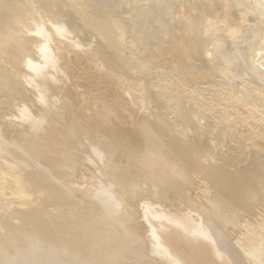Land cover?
<instances>
[{
    "label": "bare ground",
    "instance_id": "obj_1",
    "mask_svg": "<svg viewBox=\"0 0 264 264\" xmlns=\"http://www.w3.org/2000/svg\"><path fill=\"white\" fill-rule=\"evenodd\" d=\"M31 3L39 5L40 11L43 9L38 12L42 23L53 21L54 14L62 18V26L55 25V32L60 36L70 35L72 29L76 34L77 28L84 26L81 35L86 32V39L94 36V42L96 38L100 44V50H96L98 45L94 46L96 51L92 50L104 71L115 73V82L121 83L120 86L125 83L122 87L125 86L128 95L134 99L140 97L138 90L143 83L150 96L147 94L148 98H145L148 104L142 101L147 108L142 106L134 110L132 116L127 117L130 125H125L121 119L122 125L118 124L119 120L113 122L109 110L102 117L86 116L77 102L69 101L62 106L63 99L68 98L65 96L66 92L69 94L68 90L63 89L59 99L54 98L60 88L46 72V64L43 66V62V67L36 68L34 72L39 78L43 97H52L53 106H58L55 108L57 116L66 115L73 120L68 121L70 124L66 128L63 125L62 130H49L46 122L40 120L43 127L38 134L25 137V147L31 155L24 158L25 163L17 161L14 166L22 169L40 162L52 179L37 174L25 176L32 186H38L39 193L45 194L44 204L53 206V209L50 206L52 210L56 208L58 212L55 213L59 215L45 221L43 215L36 212L40 209L23 210L28 201H23L27 196L25 177L14 168L7 171L2 166L3 162L9 164L7 159H15L17 149L13 140L9 143L0 136V193L9 186L13 196L9 202L14 207L10 216L0 211V223L11 226V218L22 221L20 231L10 230V239L0 237V264H8L16 252L35 240L47 249L43 251L44 255L54 264H65L64 260L66 263L72 261L71 264H264V153L261 149L260 153L254 150L253 144L254 151L246 154L248 149L244 145L246 148L237 149V157L230 161L223 155L224 148L217 143L226 127L245 126L246 119L234 108L242 99L235 94L238 85L235 83L242 75L237 69L242 62L251 71L250 76L245 72L248 78L260 82L259 86L264 89V71L260 69L264 61H258L260 57L253 58L252 55L257 39L264 46V5L256 3L250 7L246 0H0V54L4 45L12 42L18 58L32 60L33 54L36 55L35 50L29 48V41L24 40L26 37L18 38L20 25H28L36 15ZM35 24L37 28L39 23ZM64 27L72 29L66 31ZM35 35L33 37L37 39ZM79 35L75 37H81ZM74 42L78 49L81 48L77 41ZM260 49L258 51H262ZM251 55L253 59L248 58ZM41 57H46V53ZM254 59L261 63L257 64ZM31 60L25 65L28 69L35 66ZM21 62L16 65L24 68ZM10 76L7 75V79ZM126 77L128 80L124 81ZM252 86L240 88H244L251 99L256 98L264 104V93L258 90L257 84V89ZM12 97L10 92L6 94V99ZM254 109H248V112L254 115ZM246 136L247 133L238 138L239 141L247 142ZM85 137L88 143L83 142ZM89 145L106 156L107 165L112 160V170L107 174L112 185L98 188L95 195L87 197L88 202H81L79 198L70 200L67 191L75 192L77 183L81 182L79 178H83H75V165L73 167L71 163L80 166ZM114 158L124 164L115 162ZM63 160L71 168L67 169ZM57 179H61L60 185ZM190 191L200 195L204 202L192 198ZM125 195L138 202L145 200L141 205L128 206L132 210L130 214L131 210L124 206ZM167 196L177 200L169 202L171 198ZM171 205L174 210L170 209ZM194 216H197L196 220ZM98 242L101 245L96 249ZM33 263L35 261H30Z\"/></svg>",
    "mask_w": 264,
    "mask_h": 264
},
{
    "label": "rangeland",
    "instance_id": "obj_2",
    "mask_svg": "<svg viewBox=\"0 0 264 264\" xmlns=\"http://www.w3.org/2000/svg\"><path fill=\"white\" fill-rule=\"evenodd\" d=\"M246 2L249 4V6L250 7H253L254 5H256V3H262L263 5H264V0H246ZM32 5V9L34 10V12L36 13V15L34 14L33 16L35 17H32L30 20L31 21H29V24L28 25H20L21 26V29H20V32H18L19 34L18 35H20V37H18V38H21V39H24L25 37V41L26 42H28L29 41V43H27V44H29V48L31 47V49L32 50H35V53H36V55L35 54H33V57H31L32 58V60L31 59H29V57L27 58V57H19L18 58V56L16 55V49H15V44L13 43L12 44V42L11 43H8L9 45H7L6 44V46L4 45V47L2 48V54H0V108H2V109H0L1 110V112H0V136L3 138V139H5V140H8V142L9 143H12L13 141V145H14V148L15 149H17L16 150V152H17V155H16V157H15V159L14 158H12V159H7V163H9L8 165H6L5 164V162H3L2 164V166H3V168L5 169V170H14V169H16V167L14 166L15 164H17V161L18 162H20L21 164L22 163H25V162H23V160H24V158L25 157H29L31 154L28 152V150H27V148L25 147V137H26V135H28V136H31V137H33V136H35V135H37L38 134V132L40 131V129L43 127L42 126V124L40 123V120H44L45 122H46V125L48 126V128H49V130H51V129H60V130H62V129H64L63 127L65 126V128H66V126L68 125V124H70L71 122H72V120H73V118L72 117H69V116H66V115H62V116H57V114L58 113H56L57 111L55 110V108H57L58 106H53V100H51L52 99V97H43L44 95H43V93H42V91L40 92V81H39V78H38V76H37V74L34 72L35 70H36V68H41V67H43V66H45V64H46V72L48 73V75L52 78V80H53V82H54V84H57V87L58 88H60L59 89V94H57L58 95V97H57V95L56 96H54V98H58L59 99V96H60V93L61 94H63L64 93V91H63V89H65V90H68V92H69V94L66 92V94H65V96H67L68 98L66 99H63V101H62V106L64 105V104H67V103H69V101H70V103H73V102H77V104L76 105H78V106H80L84 111H83V113H84V115H88V116H91V115H95V116H105V114L108 112V110H109V115H110V117L112 118V120H113V122L114 123H118V120H119V123L118 124H122V125H124L125 123V125H130V118H127V117H131L132 116V114H133V111L134 110H138L139 109V107L140 108H142V106L143 107H146L145 106V103H147L146 101H147V99H146V101H145V98H148V96H150L149 94H148V89H147V85H146V83L143 85H141L142 87H141V90H138V94H139V98H133V96H131V95H128L129 93L127 92V90H125L124 89V87H122L123 85H125V83H123L122 82V85L120 86V85H118V84H121V83H117V82H115L116 80H115V77L114 76H116V74L115 73H113V72H105L104 71V68H103V66L102 65H100L101 64V62L99 63L98 62V57H97V59H96V56H95V53H93L94 51H96V50H100V44H99V42L97 41V39L95 38V42H96V44H92V42L93 43H95L94 42V39H93V37L92 36H89V38H87L86 39V37L88 36V34L87 35H85L86 34V32H84L83 33V36L81 35L82 33H81V31L83 32V31H85L84 29V26L83 25H81V24H79V25H81V26H83V28H77V30H76V34H80L79 36H81V37H75V33L73 32V29H72V31H71V29L69 28V29H67V28H65L64 27V29L67 31H71V32H69V33H71L70 35H64V36H60L59 34H57L56 32H55V25L56 26H62V18L59 16V15H57V14H54V18H53V21H49V22H45V23H42L40 20H39V17H38V14H41V13H38V12H42V10L40 11V8L41 7H39V5H37V4H35V3H31L30 4V6ZM35 5V6H34ZM31 9V10H32ZM37 18V19H36ZM32 19H34V20H36V21H32ZM39 21V22H38ZM54 21H55V24H54ZM32 22H34L33 24H31ZM53 22V23H52ZM35 23H39L38 25H37V28H36V24ZM47 23H49V24H47ZM50 23H52V24H50ZM250 23H252V21H250ZM30 25H33V26H30ZM35 25V26H34ZM40 25H41V27L43 28V30H42V28L40 27ZM43 25H44V27H43ZM48 25V26H47ZM54 25V26H53ZM52 26V27H51ZM80 26V27H81ZM50 27V28H49ZM54 27V28H53ZM79 27V26H78ZM39 28V29H38ZM37 29L39 30V31H37ZM42 31H41V30ZM29 30V31H28ZM53 30V31H52ZM78 31V32H77ZM80 31V32H79ZM73 32V33H72ZM34 33V34H33ZM36 34V35H35ZM51 34L52 35H54V37L53 36H51ZM37 36L38 38L36 39V37H33V36ZM57 35H59V36H57ZM55 36H57V37H59V38H57V37H55ZM68 36H70V37H68ZM92 37V38H91ZM73 38H75L74 40L75 41H77L78 42V44H79V46H81V48H79L78 49V47L77 46H75L74 44H76L75 42H74V40H72ZM76 38H77V40H76ZM41 39V40H40ZM56 39V40H55ZM71 39V40H70ZM80 39H82V40H80ZM90 39H93V41L91 40L90 41ZM58 40H61V41H58ZM86 40V41H85ZM88 40V41H87ZM55 41H57V42H55ZM64 41H66V43H68V44H66ZM60 42V43H59ZM84 42H88V43H84ZM97 42H98V44H97ZM30 43H32V44H30ZM33 43H34V45H33ZM65 45H64V44ZM80 43H81V45H80ZM12 44V45H11ZM61 44V45H60ZM83 44H85L84 46H82ZM86 44H87V47H86ZM43 45V47H41ZM63 45V46H62ZM91 45H92V47H91ZM96 45H98V47L96 46ZM261 45V43H260V40L259 39H257V42L255 43V47H254V50H256V51H253L254 53L252 54L253 55V58H257V56L258 57H260V58H258V61L260 60L261 62H263L264 61V49H263V47L264 46H260ZM12 46V47H11ZM40 46V47H39ZM89 46V47H88ZM94 46H96L97 47V49L95 50V48L96 47H94ZM46 48L44 51H41L40 49H43V48ZM64 47V48H63ZM76 47V48H75ZM260 47H261V49H262V51H258V49H260ZM12 48V49H11ZM99 48V49H98ZM65 49V50H64ZM78 51H77V50ZM94 51H93V50ZM260 49V50H261ZM91 50H92V52H91ZM46 51V52H45ZM47 51H49V52H47ZM78 52V53H77ZM87 52V53H86ZM90 52V53H89ZM44 53H46V57H41V55L43 56V54ZM91 54H93L92 56H91ZM50 57H49V56ZM252 55H251V57L249 56L248 58L250 59V58H252ZM260 55V56H259ZM256 56V57H255ZM35 57V58H34ZM262 57V58H261ZM9 58H11V59H9ZM22 58H25L24 59V61H23V59ZM45 58V59H44ZM252 58V59H253ZM36 59V60H35ZM39 59V60H38ZM47 59H49L50 61H48ZM95 59V60H94ZM13 60V61H12ZM22 63V64H24V68H19L18 67V65H16V62H17V64H19V61ZM27 60H31V61H33V64L36 66H34V67H32V68H30V69H28V67H26L25 65H26V63L28 62ZM35 60V61H34ZM45 60V61H44ZM53 62H52V61ZM254 60H256V63L258 64V63H261V62H258L257 61V59H254ZM263 60V61H262ZM14 61H16V62H14ZM95 61V62H94ZM5 62V63H4ZM7 62V63H6ZM12 62V63H11ZM43 62H44V65H43ZM52 63V64H51ZM97 63V64H96ZM98 63H99V65H98ZM48 64V65H47ZM242 64H244V65H242ZM43 65V66H42ZM52 65V67H50ZM11 66L13 67V68H11ZM39 66V67H38ZM99 66V67H98ZM241 66H244V67H241ZM5 67V68H4ZM103 69H102V68ZM246 67V68H245ZM261 67H264V65L263 66H261ZM260 67V69L262 70V71H264V69H262ZM15 68V69H14ZM18 68V69H17ZM52 70H51V69ZM241 68V69H240ZM240 68H238L237 69V73L240 75V74H242V75H240V76H242V77H240V76H238V80H237V82L235 83V85H237V86H235V90H236V93H235V90H234V93L236 94V97H240V98H242L240 101V103L239 104H237V105H235L236 107H234L235 108V110H238V111H236L237 112V114L239 113V115L243 118V119H246V120H244V122H245V126L243 127L242 125H235V126H233V127H231L230 129H228L227 127L225 128V130L224 131H222L223 132V134H222V132H221V135L219 136V140H218V145L220 146V148H224V149H222V151H223V155L225 156V157H227L228 158V160H233L234 159V157H237V155H238V152H239V150L241 149L242 150V148H246V146H244V145H247V149H248V151H246V154H248V153H250L251 151H254L255 149H256V151L257 152H259L260 150L259 149H261V153L263 154L264 153V110H262V109H264V104L262 103V102H260L259 100H257L256 98L254 99V98H252L251 99V97H249L245 92H244V88L243 89H241L242 87H245V88H248V87H250L251 85H253L252 87H255L256 89H257V87H259L258 88V90H260V92H262V93H264V89L263 88H261V86H259V84L261 85V83L260 82H258V81H255V80H253V78L251 79L250 77L248 78V74H249V72H250V74H251V71L249 70L248 71V67L245 65V63H241V65H240ZM17 69V70H16ZM23 69V70H22ZM49 69V70H48ZM244 69H245V71H244ZM247 69V70H246ZM14 70H16V71H14ZM31 70V71H30ZM100 70H101V72H100ZM240 70H241V72H240ZM8 71V72H7ZM19 71V72H18ZM20 71H22V72H20ZM51 72H52V74H51ZM103 72V73H102ZM106 74H105V73ZM245 72H247V73H245ZM6 73V74H5ZM8 73V74H7ZM50 73V74H49ZM112 73V74H111ZM243 73H244V76H243ZM54 74V75H53ZM250 74H249V76H250ZM5 75V76H4ZM7 75L8 76H10V75H12V77L10 78V77H8V79H7ZM24 75H25V77H24ZM52 75V76H51ZM109 75H111V76H109ZM108 76H109V78H108ZM125 77V76H124ZM123 77V78H124ZM239 77H240V79H239ZM10 78V79H9ZM127 78V77H126ZM245 78H248V81H246V79ZM5 79H7V80H5ZM241 79L243 80H245V81H241ZM34 80V81H33ZM128 80V78L126 79V80H124V81H127ZM240 80V81H239ZM251 80V81H250ZM8 81V82H7ZM62 81V82H61ZM110 81V82H109ZM250 81V82H249ZM252 81H253V83H252ZM57 82V83H56ZM242 82H244L245 84H242ZM257 82V83H256ZM32 83V84H31ZM34 83V84H33ZM62 83V84H61ZM240 83L242 84V85H240ZM251 84V85H249L248 86V84ZM255 83V84H254ZM259 83V84H258ZM256 84H257V87H256ZM33 85V86H32ZM146 85V86H145ZM244 85V86H243ZM245 85H247V86H245ZM31 86V87H30ZM143 86H145V87H143ZM240 86H241V88H240ZM116 87H117V89H116ZM122 87V88H121ZM239 87V88H238ZM62 88V89H61ZM145 88V90H143ZM237 88H238V90H237ZM31 89V90H30ZM32 89H33V91H32ZM140 89V88H139ZM147 89V90H146ZM104 90V91H103ZM118 90V91H117ZM241 90V91H240ZM30 91V92H29ZM141 91H142V93H141ZM146 93H145V92ZM243 91V92H242ZM8 92H10L12 95H13V97H12V99L11 100H9V98L8 99H6V94L8 93ZM96 92V93H95ZM127 92V93H126ZM26 93V94H25ZM126 93V94H125ZM141 93V94H140ZM234 93H233V96L235 97V95H234ZM72 94V95H71ZM125 94V95H124ZM145 94H146V96H145ZM147 94H148V96H147ZM27 95V96H26ZM72 96V98L71 97H69V96ZM123 95V96H122ZM127 95V96H126ZM246 95V96H245ZM62 97L64 96V95H61ZM73 96H74V98L76 99H74L73 98ZM128 96H131V97H128ZM142 96V97H141ZM144 96V97H143ZM245 96V97H244ZM248 96V97H247ZM16 97V98H15ZM94 97V98H93ZM51 98V99H50ZM90 98V99H89ZM123 98V99H122ZM141 98H143V100L141 99ZM15 99V100H14ZM31 99V100H30ZM127 99V100H126ZM131 99V100H130ZM247 100V102H246V100ZM16 100H18V101H16ZM50 100V101H49ZM256 100V101H255ZM4 101H5V103H4ZM35 101V102H34ZM142 101H144L145 103H144V105L142 104ZM248 101H252V102H248ZM10 102V103H9ZM13 102V103H12ZM119 102H124L123 103V105L121 104V103H119ZM257 102V103H256ZM259 102H260V104H259ZM262 103V104H261ZM20 104V105H19ZM109 104V105H108ZM127 104V105H126ZM129 104H130V106H129ZM141 104V105H140ZM148 104V103H147ZM245 104H248V106L247 105H245ZM251 104V105H250ZM253 104H257L258 105V108L257 107H255V105H253ZM122 105V106H121ZM127 106L126 108H125V106ZM241 105V106H240ZM244 105L247 107V109H245V107H244ZM78 106H76L77 108H79ZM94 106V107H93ZM128 106L130 107V108H128ZM131 106H132V108H131ZM243 106V107H242ZM250 106V107H249ZM252 106V107H251ZM263 108H262V107ZM86 107V108H85ZM133 107H134V109H133ZM254 107H255V109H254ZM261 107V108H260ZM117 108V109H116ZM119 108V109H118ZM127 108L129 109V110H127ZM147 108V107H146ZM251 108H253L254 109V115H253V113L252 114H250L248 111V109H251ZM116 109V110H115ZM132 109V110H131ZM256 109H258V110H256ZM259 109H261L260 111H259ZM28 110V111H27ZM87 110V111H86ZM90 111V112H89ZM121 111V112H120ZM124 111H125V114H124ZM258 111V112H257ZM3 112V113H2ZM12 112V113H11ZM103 114H102V113ZM106 112V113H105ZM112 112V113H111ZM261 114H260V113ZM5 113V114H4ZM25 113H26V115H25ZM94 113H96V114H94ZM131 113V114H130ZM247 113V114H246ZM263 113V114H262ZM120 114V115H119ZM249 114H250V116H249ZM16 115V116H15ZM56 115V116H55ZM252 115H253V117H252ZM118 118H117V117ZM259 116V117H258ZM58 119H57V118ZM62 117V118H61ZM125 117V118H124ZM252 117V119H251V122H250V118ZM71 118V119H70ZM60 119V120H59ZM66 119V120H65ZM121 119H122V121L124 122V124H123V122H121ZM58 120V121H57ZM117 120V121H116ZM16 121V122H15ZM37 121V122H36ZM68 121L70 122V123H68ZM248 123H247V122ZM28 122H30V123H28ZM58 122V123H57ZM67 122V123H66ZM262 122V123H261ZM40 123V124H39ZM51 126V128H50V126ZM64 125V126H63ZM58 128H57V127ZM2 127V128H1ZM234 127H237V128H234ZM256 127V128H255ZM240 128H241V130H240ZM244 128V129H243ZM249 128V129H248ZM253 128H255L254 130H253ZM262 128V129H261ZM251 129V130H250ZM229 130H231V132L229 131ZM243 130V131H242ZM249 130V131H248ZM13 131V132H12ZM30 131V132H29ZM253 131V132H252ZM214 132H216V131H214ZM252 132V133H251ZM255 132H257V133H255ZM260 132V134H258ZM240 133H242V134H240ZM246 133H247V138H245V140L247 141V142H245L244 141V139H243V141L241 140V141H239L240 139H238V138H240L241 136H243V135H246ZM251 133V134H250ZM240 134V135H239ZM249 134V135H248ZM257 134V135H256ZM234 135H236V137L234 136ZM254 135V136H253ZM226 136V137H225ZM234 136V137H233ZM6 137V138H5ZM13 138V139H12ZM224 138H225V141H224ZM235 138H236V141H235ZM227 139H228V141H227ZM13 140V141H12ZM84 141V143H88L87 141V139H86V137H85V139H83ZM239 141V142H238ZM236 142H238V143H236ZM241 142V143H240ZM245 142V143H244ZM250 142L252 143L251 145H250ZM16 143V144H15ZM243 143V144H242ZM247 143V144H246ZM253 144H254V147H252L253 146ZM17 145V146H16ZM241 145V146H240ZM221 146H224V147H221ZM233 146V147H232ZM244 146V147H243ZM18 147V148H17ZM91 145H89V147L87 148V151L86 152H84V155L86 156V160L84 161L83 160V163L82 164H80V166L78 165V164H72L71 163V166H73L74 167V165H75V167H74V169H73V173H74V175H75V178L77 179V178H79L80 176H83V178H79V182H80V180H81V182L80 183H77V186H78V188L75 190V192L73 191V193H74V195H73V193H72V190H70V191H67L65 188V190L68 192L67 194L69 195V199L70 200H76L77 198H79V199H82L81 200V202L82 201H84V202H88L90 199H88L87 197H90V194L93 196V194L94 193H97V191H98V188H100V187H108L109 185H112V179L110 180V178H108L107 177V174H108V172H110L111 170H112V160L111 161H109V163H111V164H109L110 165V167H109V165H107L108 164V159L106 158V156L105 155H103L102 153H101V151L100 150H98L96 147L94 148V146H92L91 148ZM240 148V149H239ZM253 148H254V150H253ZM258 148V149H257ZM237 149H239V150H237ZM250 149V150H249ZM246 150V149H245ZM263 151V152H262ZM95 152V153H94ZM234 152V153H233ZM259 152V153H260ZM75 153H78V152H75ZM86 153V154H85ZM227 153V154H226ZM231 154L230 156H229V154ZM30 154V155H29ZM102 154V155H101ZM87 155L90 157H87ZM228 155V156H227ZM103 156V157H102ZM23 157V158H22ZM97 157H99V158H97ZM230 157H233V158H230ZM102 158V159H101ZM104 159V160H103ZM107 160V162H106V160ZM118 158H114L113 160H116L115 162H121L120 164L122 165V164H124L121 160L119 161V160H117ZM11 160H14V161H11ZM88 160V161H87ZM22 161V162H21ZM92 161V162H91ZM86 162H87V164H86ZM95 162V163H94ZM97 162V163H96ZM89 163V164H88ZM94 163V164H93ZM99 163V165H97ZM5 164V165H4ZM27 164V163H26ZM26 164H24V166L26 165ZM63 164H65L66 166H67V169L68 168H71V166L69 167L68 165H67V163L63 160ZM70 164V163H69ZM85 164H86V166H85ZM32 165H34V166H32ZM32 165L31 166H27L26 168H24V167H22V169H16L17 171H19L18 172V174L20 175V172L22 173L21 174V176L24 178L25 177V179H24V181H25V184H26V190H27V196L24 198L25 200H23V201H27L26 202V205H25V207L23 208V210L24 211H32L31 209H33V210H38V209H40L39 211H36L38 214H42L43 215V217H44V219H45V221L47 220V221H50L51 220V218L52 217H56V216H58L59 214H56L57 212H58V210H55L56 208H54V210H52L53 209V206H51V205H49L48 204V206H47V204H44V199H46V197H45V194L43 193V194H41V193H39V188H38V186H32V184H31V182H30V180H28L29 178L28 177H32V176H36V174L37 175H41V176H43V177H45L46 176V178H50V179H52L50 176H48V174L46 173V171L45 170H43L44 168H43V166L40 164V162L39 161H36V162H33L32 163ZM76 165H78V166H76ZM83 165H84V168L85 169H83ZM89 165V166H88ZM91 165H93V166H91ZM97 165V166H96ZM103 165H106V168H105V166H103ZM8 166V167H7ZM64 166V165H63ZM66 166H64L63 168L64 169H66ZM91 166V167H90ZM95 166V168H93ZM80 167V168H79ZM87 167V168H86ZM98 167V169H96ZM11 168V169H10ZM14 168V169H13ZM30 168V169H29ZM38 171H36L35 169ZM102 169V170H100V169ZM105 168V169H104ZM28 169H29V171H28ZM31 169H32V171H33V173H32V171H31ZM40 169V170H39ZM77 169H79V170H77ZM80 169H82V170H85V171H81ZM95 169V170H94ZM78 172H77V171ZM23 171H24V173H26V174H24L23 173ZM42 171V172H41ZM94 171H96V172H94ZM100 173H98V172ZM105 171V172H104ZM39 172H40V174H39ZM81 172V173H80ZM84 172V173H83ZM103 172V173H102ZM82 173H83V175H82ZM35 174V175H34ZM46 174V175H45ZM101 175V176H99V175ZM103 174H105V175H103ZM25 175H27V176H25ZM95 175V176H94ZM90 178H89V177ZM105 176V177H104ZM26 177H27V179H26ZM93 177V179H92V181L91 182H89V179H91ZM98 178L100 179V180H98ZM105 178V179H104ZM75 179V180H76ZM107 179V180H106ZM57 180H59V185H60V180L61 179H57ZM84 180V181H83ZM87 180V181H86ZM97 180H98V182H97ZM108 180H110V181H108ZM100 181V182H99ZM101 181H103L102 183H105V184H102L101 183ZM104 181H106V182H104ZM93 182V183H92ZM108 182V183H107ZM92 183V184H91ZM82 184V185H81ZM109 184V185H108ZM29 185L31 186V187H29ZM83 185H85V187L83 186ZM86 185L88 186V187H86ZM90 185H91V187H90ZM93 185V186H92ZM98 185H100V186H98ZM102 185V186H101ZM8 188H6L5 187V190L2 192V193H0V196H1V194H2V198L0 197V211H1V213H4V214H6V215H11V214H13V211H14V207H13V203H11V202H9V199H11V200H13V196H11V188L9 187V186H7ZM31 189H29V188ZM33 187H34V189H33ZM82 187V188H81ZM88 188V189H87ZM91 188V189H90ZM38 189V190H37ZM81 189H83L82 191H81ZM94 189V190H93ZM28 190H30L31 192H33V194L30 192V191H28ZM87 191V192H85V191ZM35 191H38L37 193H39V195L35 192ZM5 192V194L3 195V193ZM29 192V193H28ZM69 192H70V194H69ZM79 194H78V193ZM91 192H93V193H91ZM193 192V191H192ZM192 192L190 191V195H191V197L193 198L194 197V199L197 201L198 199V202H200V203H203L204 201L202 200V197L200 196V195H198L199 197H201V198H199L197 195H196V192H193V194H192ZM6 193H8L9 194V196H8V194H6ZM82 193H84V194H82ZM86 193V194H85ZM88 193H89V195H88ZM124 194H125V192L123 193V196H124ZM35 195H37V196H35ZM41 195V197H39ZM67 195V196H68ZM95 195V194H94ZM195 195V196H194ZM71 196H72V198H71ZM75 196V197H74ZM77 196V197H76ZM84 196V197H83ZM91 196V197H92ZM9 197V198H8ZM81 197V198H80ZM126 197V198H125ZM125 197H123L124 198V201H125V207H127V209L129 208V207H131L132 205H135V204H139V205H141L143 202H144V200L145 199H143V200H141V202L139 201H135V200H137V199H130L129 197H128V195H125ZM195 197H197V198H195ZM3 198H5V199H7V201L8 202H6V200H3ZM73 198H75V199H73ZM84 198V199H83ZM167 198H171L170 200H169V202L170 201H176L177 200V198H175L174 199V197H172V196H167ZM40 199V200H39ZM87 199V200H86ZM43 200V201H42ZM3 201V202H2ZM133 201V202H132ZM203 201V202H202ZM30 202V203H29ZM43 202V203H42ZM34 203V204H33ZM39 203V204H38ZM41 203V204H40ZM130 203V204H129ZM133 203V204H132ZM44 204V205H43ZM3 205V206H2ZM8 205H9V207H8ZM28 205V206H27ZM30 205V206H29ZM39 207H37V206ZM34 206V207H33ZM45 206V207H44ZM50 206H51V208H50ZM129 206V207H128ZM3 207V209H1ZM30 207V208H29ZM33 207V208H32ZM41 207V208H40ZM47 207V208H46ZM27 208H29V209H27ZM45 208V209H44ZM132 208V207H131ZM182 208V207H181ZM42 209H44L43 211H42ZM47 209V210H46ZM140 209H141V207H140ZM170 209H172V210H174L175 208L171 205L170 206ZM3 210V211H2ZM128 210H131L130 208L128 209ZM57 211V212H56ZM10 212V213H9ZM56 212V213H55ZM47 213V214H46ZM128 213H132V210H131V212L129 211ZM52 214V215H51ZM45 215V216H44ZM48 215V216H47ZM47 217H49V218H47ZM196 217V218H195ZM130 218H132L131 216H130ZM194 218V220H196L197 219V216H194L193 217ZM15 221H14V220ZM11 218V222L10 223H12L11 224V226H5V225H2L1 223H0V229H1V227L3 228V230L1 229L0 230V237H5V239H10L11 238V232H10V230L12 231H20V228L22 227V221L19 219V218ZM49 219V220H48ZM14 221V222H13ZM19 221V223H17V222ZM21 221V222H20ZM5 226V227H4ZM15 226V227H14ZM11 227H12V229H11ZM13 227H14V229H13ZM5 228V229H4ZM7 228V229H6ZM146 228V227H145ZM7 230V231H6ZM9 234V235H8ZM4 239V238H3ZM35 244V245H34ZM99 244V245H98ZM98 244L96 245L97 247H96V249H98V246H99V248H100V245H101V242H98ZM34 245V246H33ZM38 245V246H37ZM34 248H33V247ZM36 247V248H35ZM45 248V247H44ZM37 249H38V251H37ZM43 246H41L36 240H35V242L33 241V244H31L30 246H28V247H25L24 248V250L23 249H20L18 252H16L12 257H11V259H10V261H9V263L8 264H22L24 261H25V264H30V261H35V263H33V264H54L55 262H53V261H50L48 258H46V255H44L45 254V252H43L44 250H46L47 251V249L45 248V249H43ZM36 250V251H35ZM23 251V253L24 254H26V255H24L23 253H20V252H22ZM27 251V252H26ZM36 252V253H35ZM41 252V253H40ZM42 252H43V254H42ZM29 253V254H28ZM33 253V254H32ZM21 254H23V255H21ZM27 254H28V256H27ZM31 254V255H30ZM42 254V255H41ZM33 255V256H32ZM26 257V259H25V257ZM31 256V257H30ZM38 256H40V257H38ZM18 257V258H17ZM29 257V258H28ZM35 259H34V258ZM64 257V256H63ZM20 258V259H19ZM21 258H23V259H21ZM30 258L32 259V260H30ZM38 258V259H37ZM43 258V259H42ZM60 258H62V257H60ZM25 259V260H24ZM40 259V260H39ZM42 259V260H41ZM48 259V260H47ZM66 259V258H65ZM15 260H16V262H15ZM19 260V261H18ZM29 260V261H28ZM64 259H62V261H63ZM21 261H23L22 263H21ZM47 263H46V262ZM11 262V263H10ZM41 262V263H40ZM64 262H65V264H71V262H70V260L68 261L67 260V262L68 263H66V260H64ZM61 263V262H60ZM24 264V263H23Z\"/></svg>",
    "mask_w": 264,
    "mask_h": 264
}]
</instances>
